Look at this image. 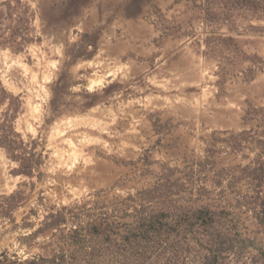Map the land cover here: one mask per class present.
<instances>
[{
    "label": "rangeland",
    "instance_id": "374dc122",
    "mask_svg": "<svg viewBox=\"0 0 264 264\" xmlns=\"http://www.w3.org/2000/svg\"><path fill=\"white\" fill-rule=\"evenodd\" d=\"M24 1L39 40L20 52L0 49V80L23 101L15 128L42 140L44 162L39 175L15 174L17 163L0 147V195H24L10 218L0 217V264H44L62 251L71 261L78 253L60 246L73 223L44 231L46 215L135 193L152 186L165 164L185 170L203 158L207 141L220 147L222 131L250 126L249 105L264 106V70L249 81L218 82L203 44L187 35H205L194 6L201 0ZM259 25L218 31L264 59ZM214 159L216 167L248 161L228 148ZM233 213L239 248L229 263L264 264V227L249 211Z\"/></svg>",
    "mask_w": 264,
    "mask_h": 264
},
{
    "label": "trees",
    "instance_id": "16d2710c",
    "mask_svg": "<svg viewBox=\"0 0 264 264\" xmlns=\"http://www.w3.org/2000/svg\"><path fill=\"white\" fill-rule=\"evenodd\" d=\"M0 4L4 6L0 49L20 52L39 40L32 33L33 13L27 1L0 0ZM194 6L206 31L201 38L195 31L187 35L197 45L203 44L200 53L216 64L219 83L234 77L249 81L264 70L261 56L246 53L232 36L218 31L223 26L236 30L251 21L260 22L258 28L264 31V0H201ZM22 103L0 80V147L17 163L15 174L33 177L41 173L43 143L16 130ZM243 119L251 123L248 128L222 131L220 147L218 140L207 141L206 154L189 162L186 171L165 164L150 187L124 197H105L91 206L82 204L69 215L63 212L65 206L50 212L43 220L44 231L70 220L73 227L62 236L60 251L72 250L78 259L70 261L63 251L54 252L44 257V264H230L240 235L234 210L251 212L264 227V106L249 105ZM221 148L248 161L216 167L215 154ZM23 200L21 190L0 195V217L10 218ZM41 232L37 228L33 234Z\"/></svg>",
    "mask_w": 264,
    "mask_h": 264
}]
</instances>
